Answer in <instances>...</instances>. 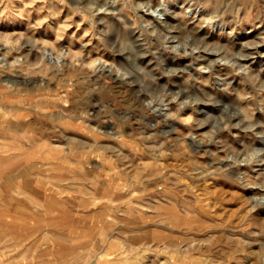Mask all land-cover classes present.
Here are the masks:
<instances>
[{
	"label": "rangeland",
	"instance_id": "374dc122",
	"mask_svg": "<svg viewBox=\"0 0 264 264\" xmlns=\"http://www.w3.org/2000/svg\"><path fill=\"white\" fill-rule=\"evenodd\" d=\"M195 1L0 0V264H264V0Z\"/></svg>",
	"mask_w": 264,
	"mask_h": 264
},
{
	"label": "bare ground",
	"instance_id": "6f19581e",
	"mask_svg": "<svg viewBox=\"0 0 264 264\" xmlns=\"http://www.w3.org/2000/svg\"><path fill=\"white\" fill-rule=\"evenodd\" d=\"M184 2V1H183ZM186 3H188V5L193 9V10H197L198 6H197V2L195 0H185ZM197 6V8H195ZM105 7V6H104ZM109 8V7H108ZM102 9V8H101ZM225 17V16H224ZM228 18V17H227ZM225 19V18H224ZM220 22H223V20H220ZM186 42L184 41H180L181 44L186 48V51H184L183 55H192L194 58L196 59H200V60H203V61H207V60H212V62H210V65L213 67V64L216 63V59H218L217 57H211L209 53H218L219 54L221 53L220 50L221 49H216V48H208L207 46H204L202 47V44L201 42L199 41H194V43H192L194 45V47L196 48H191V47H186L189 43V41L186 39L185 40ZM203 43V42H202ZM174 45V44H173ZM187 48H189V51L187 50ZM244 57V58H247V57H250L249 54L245 53V52H242L240 55H237V57ZM172 62V61H171ZM177 67V66H176ZM174 69V68H173ZM124 74V73H123ZM125 76L128 75L127 73L124 74ZM123 75V76H124ZM213 75V74H212ZM156 109L160 110L161 111V107H157ZM199 129V128H198ZM201 142V140H198ZM263 198V197H262ZM261 198V199H262Z\"/></svg>",
	"mask_w": 264,
	"mask_h": 264
},
{
	"label": "crops",
	"instance_id": "0c3cea01",
	"mask_svg": "<svg viewBox=\"0 0 264 264\" xmlns=\"http://www.w3.org/2000/svg\"><path fill=\"white\" fill-rule=\"evenodd\" d=\"M26 115H24V117H25ZM23 116H22V118H24ZM19 118V117H18ZM26 118V117H25ZM63 145V144H62ZM59 146H60V148H59ZM20 147L21 146H15V145H12L11 143L10 144H7L6 145V147L5 148H3V150H5L6 152H9V155L8 156H10V157H15V156H17V154H19V151L21 150L20 149ZM17 148V149H16ZM69 149V148H68ZM58 150H65V148L64 147H62L61 145H52V146H50L49 148H48V151L49 152H52L53 153V151H58ZM22 151V150H21ZM25 151H28V149L27 150H25ZM11 166V165H10ZM10 170H9V174H14V176L15 177H17V176H22L23 178H21L22 179V181H23V185H26V178H25V176L24 175H26V174H28V172L26 171L27 169H26V167L24 166V168H22L21 170L22 171H19L18 173H16L15 172V169H20V166L18 165L17 167H14V166H12V167H10L9 168ZM34 171H36V170H34ZM9 178H11V177H9ZM30 184V183H29ZM36 184H35V182L33 183V187L36 189ZM35 191V190H34ZM38 191H40L39 190V188H38ZM34 193H36V192H34ZM33 193V194H34ZM37 195L38 196H40L39 195V192H37ZM40 198V197H39Z\"/></svg>",
	"mask_w": 264,
	"mask_h": 264
}]
</instances>
